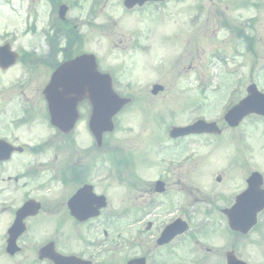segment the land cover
<instances>
[{
  "label": "flooded vegetation",
  "instance_id": "1",
  "mask_svg": "<svg viewBox=\"0 0 264 264\" xmlns=\"http://www.w3.org/2000/svg\"><path fill=\"white\" fill-rule=\"evenodd\" d=\"M43 1L46 12L42 5L30 9L31 27L42 31V41L22 56L17 51L20 80L0 83V264H264V152L244 150L249 147L240 125L221 126L236 150L221 155L224 166L214 175L211 145L222 134L166 142L162 136L144 141L137 154L131 145L119 153L113 143L107 151L94 142L85 150L71 135L79 122H88L86 99L77 101L75 111L67 100L62 117L76 119L72 132L50 123L45 86L60 65L85 52L84 28L95 22L100 2L79 0L78 9L91 15V21H80L59 13L62 3L73 10L69 0ZM155 3L125 11L145 14ZM55 7L54 19L42 17L52 16ZM129 37L123 48L148 56L144 29ZM6 71L0 68V74ZM205 78L200 90L206 89ZM39 79L44 87L38 94L35 87L26 90L24 83ZM158 85L157 94L155 83L147 88L152 99L165 91ZM58 91L64 92H53ZM134 94L125 93L130 103ZM36 118L48 135L24 139L20 130L35 131ZM198 145L207 153L198 155ZM206 178L208 185L201 181Z\"/></svg>",
  "mask_w": 264,
  "mask_h": 264
},
{
  "label": "rangeland",
  "instance_id": "2",
  "mask_svg": "<svg viewBox=\"0 0 264 264\" xmlns=\"http://www.w3.org/2000/svg\"><path fill=\"white\" fill-rule=\"evenodd\" d=\"M77 1L70 0L74 7L68 17H77L82 21L85 14L77 8ZM239 1H243V4L238 6L237 0H172L165 9H153L158 8L156 5L147 8L145 14L135 11L128 13L122 0L101 1L95 22L84 28L83 49L96 55L102 69L116 68L114 74L121 83L120 89L124 91L129 86L126 92L135 93L131 106L120 114L116 131L106 138L105 146L113 143L119 148V153H124L131 145L130 151L137 154L141 152L144 141H157L166 135L168 124L156 125L154 121V114H159L157 110L165 116L169 110L177 111L178 105L180 109H187L199 101L202 108L197 113L217 119L228 102L233 103L237 96L245 95V88L250 83H255L264 91V0ZM55 3L57 0H53ZM38 5L47 11L48 7L43 0H0V41L10 42L21 56L38 46L43 39L42 31L34 32L30 29L28 17L30 9ZM193 6L198 11L196 23L190 27L188 19L193 14ZM55 15L56 7L52 16L42 13L44 19H54ZM142 29L145 32L143 44L148 43L150 46L148 56L140 50L130 52L123 48L129 42L130 33ZM240 31L244 32L246 41L249 39L250 43L242 40L237 44L236 37ZM215 51L228 57L226 63L214 57ZM227 70L233 73L227 74ZM16 75L20 76L17 61L8 71L0 74V83L11 85L13 80L21 79ZM204 76L212 79L209 101L196 91V85ZM154 83L162 84L165 91L152 99L147 88ZM24 85L26 90L35 87L38 94V90L44 87V80L39 79L35 84L30 81L28 86ZM175 115V124H183L190 118L186 110ZM254 122L246 118L241 126L245 127L248 141L253 144L254 150L264 152V127ZM35 124V131L34 128L30 133L26 128L20 130L24 139L32 141L34 137L44 138L48 135L47 128L39 118H36ZM85 127L84 120L79 122L78 128L71 135V141L78 147L83 145L87 150L91 148V137ZM221 138L226 141L220 140V144H213L214 175L219 174V169L224 166L219 160L221 155L229 156L230 152L236 150L235 145L230 144L229 134L224 132ZM197 151L198 155H204L208 149L198 145ZM134 167L139 168L140 164ZM198 173L201 176L200 169ZM201 181L204 185L210 183L207 178Z\"/></svg>",
  "mask_w": 264,
  "mask_h": 264
},
{
  "label": "water",
  "instance_id": "3",
  "mask_svg": "<svg viewBox=\"0 0 264 264\" xmlns=\"http://www.w3.org/2000/svg\"><path fill=\"white\" fill-rule=\"evenodd\" d=\"M127 1L128 0H126V2ZM135 1L137 0H134V2ZM12 62L13 59H9L6 61L5 65H9ZM67 65L63 70L65 69L69 73L68 83L66 85V87L69 88V109L74 110L76 103L75 98H87L90 101L92 105V115L89 121V128L95 138L100 141L102 133L112 129L111 117L127 102V100L117 97L112 92L109 76L97 72L94 58L91 55H84L76 58ZM58 74L59 73L56 75ZM248 93L250 95L241 107L243 112H247V110L253 107V98L255 94L254 86L248 88ZM66 96L67 94H64V97ZM66 105L67 102L64 103V106ZM72 121H70L68 126H71ZM53 122L62 128L63 120L60 115L58 118L54 117Z\"/></svg>",
  "mask_w": 264,
  "mask_h": 264
}]
</instances>
